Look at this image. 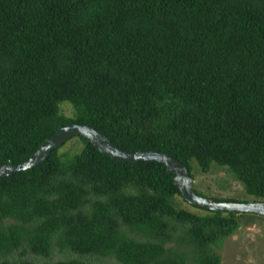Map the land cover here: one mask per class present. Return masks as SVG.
I'll return each instance as SVG.
<instances>
[{
	"label": "trees",
	"instance_id": "trees-1",
	"mask_svg": "<svg viewBox=\"0 0 264 264\" xmlns=\"http://www.w3.org/2000/svg\"><path fill=\"white\" fill-rule=\"evenodd\" d=\"M71 121L189 173L190 158L214 161L264 199V0H0V164ZM75 136L77 149L0 175V264H98L15 258L52 242L121 264H219L211 245L240 212L178 206L162 162L117 161Z\"/></svg>",
	"mask_w": 264,
	"mask_h": 264
},
{
	"label": "rangeland",
	"instance_id": "rangeland-1",
	"mask_svg": "<svg viewBox=\"0 0 264 264\" xmlns=\"http://www.w3.org/2000/svg\"><path fill=\"white\" fill-rule=\"evenodd\" d=\"M60 109L66 115L72 114V108L66 100L60 102ZM80 146V140L74 135L60 144L59 151L68 150L71 152ZM189 163L192 186L199 194L208 198H231L239 201L259 199V197L248 193L243 184L225 166L212 161L209 169L202 171L194 158H190ZM173 199L178 206L186 207L197 213L206 212L203 208L191 205L179 194H174ZM238 220L239 225L233 233L225 237L220 244L211 245L220 257L219 264H264V215L253 211H241ZM22 257L35 261L81 257L98 264H121L113 256L79 255L65 247H58L54 242L46 256L29 251L22 254L15 253V258ZM192 263L191 257L187 253L184 264Z\"/></svg>",
	"mask_w": 264,
	"mask_h": 264
},
{
	"label": "water",
	"instance_id": "water-1",
	"mask_svg": "<svg viewBox=\"0 0 264 264\" xmlns=\"http://www.w3.org/2000/svg\"><path fill=\"white\" fill-rule=\"evenodd\" d=\"M74 135L87 137L97 150L117 161L155 160L162 162L166 170L173 173V181L177 184L182 198L190 204L201 205L215 210L253 211L264 215V200H219L198 194L193 189L192 178L188 168L175 156L164 150L153 148L123 149L114 144L101 130L79 121L67 122L56 127L25 159L17 163H1L0 175H8L41 163L52 148L59 146Z\"/></svg>",
	"mask_w": 264,
	"mask_h": 264
}]
</instances>
